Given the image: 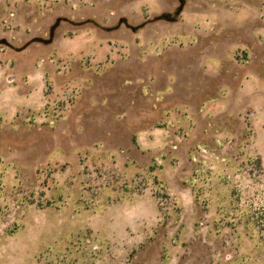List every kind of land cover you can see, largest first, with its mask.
Here are the masks:
<instances>
[{"label":"rangeland","instance_id":"rangeland-1","mask_svg":"<svg viewBox=\"0 0 264 264\" xmlns=\"http://www.w3.org/2000/svg\"><path fill=\"white\" fill-rule=\"evenodd\" d=\"M249 1L0 0V264H264Z\"/></svg>","mask_w":264,"mask_h":264},{"label":"crops","instance_id":"crops-1","mask_svg":"<svg viewBox=\"0 0 264 264\" xmlns=\"http://www.w3.org/2000/svg\"><path fill=\"white\" fill-rule=\"evenodd\" d=\"M248 5H251L252 3L249 0H245ZM87 32L86 35L83 33L78 34L75 38L72 39H65L64 42L60 43L59 46V53L61 55H68V54H85V53H99L102 54L103 52L111 51V48H108L105 45H99L101 44L98 39H95L94 35H90ZM114 52V51H113ZM117 69H119V72H124V62L122 61H116Z\"/></svg>","mask_w":264,"mask_h":264}]
</instances>
